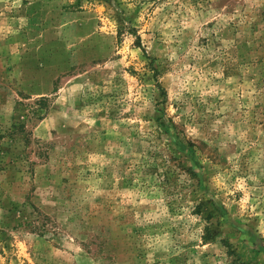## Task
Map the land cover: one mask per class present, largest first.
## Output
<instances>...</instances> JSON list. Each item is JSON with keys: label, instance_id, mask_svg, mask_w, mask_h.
Listing matches in <instances>:
<instances>
[{"label": "rangeland", "instance_id": "obj_1", "mask_svg": "<svg viewBox=\"0 0 264 264\" xmlns=\"http://www.w3.org/2000/svg\"><path fill=\"white\" fill-rule=\"evenodd\" d=\"M0 264H264V0H0Z\"/></svg>", "mask_w": 264, "mask_h": 264}]
</instances>
